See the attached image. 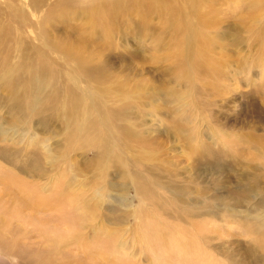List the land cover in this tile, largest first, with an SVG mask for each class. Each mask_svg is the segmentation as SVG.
Returning <instances> with one entry per match:
<instances>
[{
    "label": "rangeland",
    "instance_id": "obj_1",
    "mask_svg": "<svg viewBox=\"0 0 264 264\" xmlns=\"http://www.w3.org/2000/svg\"><path fill=\"white\" fill-rule=\"evenodd\" d=\"M46 3L48 7L50 0H47ZM89 4V0H83L80 5L78 4L79 10L77 11L79 12L76 11L74 17L77 14L82 16L80 19H76L75 24H82L88 20L80 10L81 8L85 9ZM10 6L11 9L21 7L22 10L17 13L16 20L19 18L18 27H15V22L11 23L14 26L11 28L13 34L10 33V43L6 47L9 45L17 46L24 40L33 44L36 43L50 47L36 25L39 15H43L46 9L42 6L40 11L37 12L30 5L23 4L22 6L19 0H0V35L2 34V25L9 23ZM22 11L25 12L23 17L21 15ZM157 20V17H154L153 23ZM236 21L235 17L227 19L229 23H236ZM246 23H248L246 25L254 24L253 29H246L241 25L242 23H236L237 28L239 27L240 29L229 28L224 30L221 28L218 32L205 34L214 41L211 48H208L210 49L209 53L207 52L208 58L210 57L211 60L207 63L204 62L209 68L207 71L202 68H194L195 71L192 67L184 69L176 65L174 61H171L174 66L170 62L166 61L164 63L162 60H158L161 63H154L161 54L168 56L174 51L172 48L174 47L173 41L171 42V48L161 49V47L164 48V46H161L151 52L150 42L153 40L150 37H144L142 34H140L139 43H137V35L133 32H130L129 38L122 36V38L125 37L123 41L119 36L112 38H116L113 40L115 41V45L109 51L111 54L113 53L112 57L116 59L114 60L111 57L109 60L111 62L104 64V71H107L109 79L106 83L101 84V88L104 91L92 83L91 92L95 91L101 94L99 102L105 104L102 105L103 107L99 106L102 110L103 108L107 109L110 107L114 110H122V105L128 103V116L127 114L121 116L122 120L118 121V125L126 126L129 123H134L136 129H143H138V131H143L144 134L152 133L150 136H154L153 141L159 146V148L154 149L157 157L152 161H148L150 170H146L147 162H145L146 164H142L145 167L142 165L141 167L142 170L145 169L143 170L145 174L150 172L153 176L158 177L159 181L166 187L175 184V180L190 182V180H187V176H191L197 179L200 189L207 190L206 196L208 195L216 199V196L220 195H225V197L229 198L234 197L236 193L235 185L239 182L264 185V153L259 155L258 152V148L264 150V31H259L261 27H264V17L260 20L247 19ZM25 26L26 28L24 29ZM47 27L51 26L48 25ZM59 29L62 30V27ZM215 33H218V35ZM166 40L168 41L169 39ZM6 47L0 48V51L4 52ZM131 54H139L140 60L132 59ZM146 54L149 57L155 58H151L154 62H145L143 58H145ZM120 56H126V58H120ZM22 59L29 63L32 57L28 56L26 58H19V60H9L19 64L18 62ZM191 68L192 70H190ZM62 70L68 71L63 68ZM198 71H202V74H199ZM78 76L80 77V75ZM16 85H19V83H16ZM1 86H4V84L0 80V130H2V127L10 132H6V137L0 134V177L2 175L7 176L8 170H11L28 178L29 175L26 176L25 173H22V167H18V162H16L18 158H14L12 161H10V158L8 161H4V159H7L10 153L16 154L19 150L23 151V147L27 145L22 142V135L26 134L24 140L27 136L31 135L27 129L32 118L30 116L32 107L30 99L32 95L29 96L28 94L27 96V93H20L17 95L20 100L15 101L7 88L2 89ZM84 86L85 83H82L81 88L85 89ZM118 88H120L121 93H118ZM61 96L62 100L66 97L64 94ZM84 97L88 98V106L94 107L95 100H92V95L84 94ZM52 103V100L47 101L40 108L44 111L41 121L44 124L43 128L32 122L35 127L32 128L33 131L38 133L37 142H35L37 144L35 145L41 144L39 147L40 151L35 152V157L46 161V157L49 154L58 155L60 150H74L73 157L77 160L85 161L83 154H85L87 159H91V163L88 162L89 164L85 167L89 171L84 172L85 176L82 173L76 178L75 189L73 185L70 186L74 189L76 198V200L73 198L75 212H72L71 215L73 221L69 218L65 224L76 235L74 236L75 243L73 244L74 249H72V252L81 259L84 257L85 252H89L90 259L99 260L103 264H105V261L110 263L112 259H115L113 260L115 264L116 262L117 264H179V260L175 261L171 258L167 248L161 247L160 243H152L150 248H148L138 241L144 230L149 232L157 228V225L168 229V227H164V221L171 220V218L168 217V214L163 213L162 208L151 207L150 203L148 206L145 205L139 208V195L132 186L129 185L128 191L124 195L122 192L125 193V191H117L113 189L114 186L112 188L108 186L109 184H106V187H109V189L106 191L102 190L105 193L103 197L104 202L100 200V197L94 198L90 202L88 201L92 197H98L99 194L95 191L101 188V186H105L103 182L97 179L100 175L94 169L96 154L93 152V149H90L91 147L84 149L87 147L84 146L82 149H78L80 145L78 141H74L71 144L67 141V131L63 121L59 120L55 122L57 111L60 108L56 110L52 106ZM10 105L11 108L9 109ZM58 114L60 113L58 112ZM6 117H9L8 120ZM40 117H36V119ZM171 121L180 125L179 128L186 134V137H193L194 134L198 137L195 140L187 142L183 138L176 136L174 129L169 127ZM196 129L198 132H196ZM14 132L20 136L16 137V135L13 137ZM65 143L70 145L65 146ZM195 143L201 144L209 153L217 152L216 161L214 163L211 162V166L206 164L205 160L202 162L195 160L196 155L192 152V146ZM253 143L254 145L252 146ZM45 145H48L46 147L50 148L49 152L45 151ZM121 147L120 153L121 156L124 154L122 157L125 160L126 155L128 154L129 156L131 153L125 149L126 145H121ZM254 148L257 152L253 153ZM162 151L164 156L161 155L163 154ZM80 153H82L81 156L79 155ZM251 153L255 156L253 157ZM215 163L217 164L216 168L213 166ZM48 167V173H54L52 168ZM88 167H91V169ZM50 169L52 172L49 171ZM76 171L77 168H75L74 175L75 173L79 174ZM109 173L111 176L109 175L106 178V182L120 185V183L125 184L124 182L128 181L130 184V178L117 177L119 173L114 172V168H111ZM71 177L73 175H70ZM48 179L53 180L54 178L46 174L45 177L37 179V181L40 180V184L43 183L44 186H48ZM45 189L46 187L40 193L35 192L37 199L40 197V194H49ZM157 190V192L163 193L167 200L166 210L168 211L170 194L165 189ZM258 190L259 192L257 193L253 192L254 202L262 201L261 194L264 193V189ZM119 194H121L123 202L132 200V207L129 208L126 204L123 205L122 201H117L116 197H120ZM82 197H84L85 205L88 208L92 207V209H89L91 212L88 213V208H85V205L83 207L80 201ZM125 197H127L126 201L124 200ZM5 200H7V197L2 194L0 184V240H2L1 245L4 253L3 255L0 249V264H45L44 258L47 257V254L54 246L60 248L64 242V238L72 239L71 234L70 237L69 235L65 236L60 229L59 231L56 230L55 222L57 220H54V217L53 220L50 219L48 221L47 215L40 214L38 206L43 207L45 204L42 202L43 200H35L27 208L20 207L19 205L11 207L3 206L2 204ZM201 200L204 202L203 199ZM23 202H26V200L24 199ZM218 208L219 210L215 209L218 210V218H215V227H218L217 231H219V234L218 238L212 241V246H219V251L217 253V251H213L214 249H211L212 251L209 250L216 258L215 264H238L236 263L238 259L240 263L245 261L251 263V261L257 260L255 258L259 256L256 253L257 251L254 254H252L254 251H251L250 255L246 254L245 256H236L235 254H242L244 250H250L249 245L262 244L263 239L261 238L259 243L256 244L254 242L255 238L252 239L251 237L258 235L252 231L248 233V230L242 229L241 225L238 224L239 222H232L229 218L226 219V217L222 220L221 218L225 216L226 211L222 212L224 209ZM248 208L245 207V210L248 211ZM260 208L264 210V206ZM239 210L244 209L239 207ZM201 211L204 212V210ZM139 212L140 218H138ZM27 214L31 216L30 219ZM241 214L244 215L243 212ZM24 215H27L25 216L26 220L28 221L29 219L32 225L24 219ZM204 217L200 218L203 219ZM243 221L245 222V220ZM181 222L190 228L189 223L183 220ZM57 223L59 227L63 226L65 228L64 223L59 221ZM224 224H227V226ZM204 227V232L208 233V231L206 232L207 225L201 226V232ZM252 228L257 232L260 231L255 226H252ZM186 230L192 236L199 234L196 229ZM149 235H143V239L152 240L153 237ZM225 246H227V251L230 254H234L235 258L232 260L234 262L224 257V254L221 252L225 251ZM20 248L30 249V252L32 251L35 256L28 258L26 253ZM256 249L257 247L255 246L253 250ZM202 258L205 261L195 259L190 264L212 263V260L208 257Z\"/></svg>",
    "mask_w": 264,
    "mask_h": 264
},
{
    "label": "bare ground",
    "instance_id": "obj_2",
    "mask_svg": "<svg viewBox=\"0 0 264 264\" xmlns=\"http://www.w3.org/2000/svg\"><path fill=\"white\" fill-rule=\"evenodd\" d=\"M19 1H21L22 6L23 4L30 5L33 9L37 10V12L40 11L42 6L46 9L43 15H39L36 25L38 30H40V34L50 47L36 43L33 44L25 40L17 46L9 45L6 47V45L10 43V33L13 34L11 28L14 26L11 23L15 22V27H18L19 18L16 20L17 13L22 10L21 7L11 9L10 6L8 15L9 23L2 25V34L0 35V45H2L0 48L6 47L4 52L0 51V80L5 86H1V88H7L15 101L20 100V98L17 97L20 93H27V96L28 94L29 96L32 95L30 99L32 106L30 116L32 118L27 129L29 130L28 133H31V135L27 136L25 140L26 134L22 135V142L27 144L23 147V151L19 150L16 154L10 153L8 154L9 157L4 159V161H8L10 158V161H12L14 158H18L16 161L18 162V167H22V173L29 176L25 178L17 172L8 170L9 176L7 173V176L2 175V177H0L1 192L7 197V200H5L2 205L6 207L19 205L20 207L27 208V206L33 204L35 200H43L42 202L45 203L43 207L40 205L38 206L40 214L47 215L48 221L50 219L53 220L54 217V220H57V222L64 223L65 228H63V226L59 227V224L55 222V228L57 231L60 229L65 236L69 235L70 237L71 234L72 239L69 240L64 238V242L60 248L54 246L47 254V257L44 258L45 264H103L99 260L90 259L89 252H85L82 259L72 252V249H74L73 244L75 243L74 236L76 235H74L67 224H65L67 220L71 218L72 212H75L73 198L76 200L74 194L76 178L82 173L84 175L85 171H89L85 167L91 163V159H87L85 154H83L85 161L77 160L73 157L74 150H60L58 155L49 154V156L47 155L46 157V161L35 157V152L40 151L39 147L41 144H38V146L35 145L37 144L35 142H37L38 133L33 131L32 128L34 126L32 122L41 128L44 127V124L41 123L44 111L40 108L43 103H47V101L50 100L53 101L52 106L56 110L60 108L57 111L55 122L59 120L63 121L67 131V141L70 144L74 141H78L80 143L78 149H82L84 146L88 147L84 149H89L91 147L90 149H93V152L96 154L94 158L96 162L94 169L95 171L97 170L100 175L97 179L103 182L105 186H101V188L97 189L95 192L99 194V196L92 197L90 200L88 199L89 202L99 197L100 200L104 202L105 200L103 197L105 193H103L102 190L106 191L109 187L113 188V186V189L117 191H125V193L122 192L125 195L130 185L139 195V208L145 205L148 206L150 203L151 207L158 209L162 208L163 213L168 214V217L171 218V220L164 221V227H168V229L161 228L160 225H157V228L149 232L145 230L142 231L141 236L138 238V241L142 245L150 248L152 243H160L161 247L167 248L171 258L175 261L179 260V264H190L195 259L205 261L202 257H208L212 260V263L208 264H215L216 258L209 250L212 251L211 249H214L213 251H217V253L219 251V246H212V241L217 239L219 234V231H217L218 227H215V218H218L217 211L219 210L218 207H220V209H224L222 212L226 211V214H224L225 216L221 218L222 220L225 219V217L226 219L229 218L232 222H239L238 224L241 225L242 229L245 231L248 230V233L249 231L254 232L258 236H253L251 238H255L254 242H256V244L259 243L261 238L263 239L262 244L259 243L260 245H255L257 247L256 250H253L255 246L249 245L251 248L250 250H244L242 254H235L236 256H245L246 254L250 255L251 251H254L252 254L257 251L256 253L259 255L255 257L257 260L254 259L255 261H251V263L246 261H241L243 263H240L238 259L236 263H264V234H262L264 233V210L260 208L264 206V193L261 194L260 192L262 201H253V192L257 193L259 192L258 189H264V185L239 182L235 185L236 193L234 197L229 198L227 196L225 197V195H220L216 196V199L208 195L206 196L207 190L200 189L197 179L191 176H187V180H190V182L175 180V184L167 187L164 186L159 181L158 177L153 176L148 171V173L145 174L143 171L145 169L142 170L141 167L142 164L147 162V164L145 163L147 166L146 170H150L148 161H152L157 157V153L154 149L159 148V146L154 143V136H150L152 133L144 134L143 131H138L139 128L136 129L134 123H129V125L126 126L118 125V121L122 120L121 116L128 113V103L122 105V110H114L111 107L107 109L103 108L102 110L99 106L105 104L99 102L101 94L95 91L91 92L92 83L100 90H103L101 84L106 83L109 79L107 71H104V64L111 62L109 60L113 53L111 54L109 49H113L115 45V41L113 40L116 39L112 38L119 36L123 41V38H129L130 32H133L137 35V43H139L140 34H142L144 37L147 36L153 40L150 42L151 52L161 46H164V48L161 47V49H168L173 41L175 48L172 47L174 51H172L171 54L168 56H165V54L163 56L161 54V56L156 59V62L151 60L153 57H149L146 54L145 58H143L145 62L161 63L158 60H162L164 63L168 61L172 64L174 61L176 65L184 69L192 67L193 69L202 68L207 71L209 68L204 62L207 63L211 60L210 57L208 58L209 55L207 52L210 51L208 48H211L214 41L205 34L218 32L221 28L224 30L237 28L236 23H242L241 25L246 29H253L254 24L246 25L248 24L246 20H260L264 17V0H89L90 4L85 9L81 8L80 10L83 16L88 19L82 24H75L76 19H80L82 15L77 14L75 17L74 15L76 11L79 10L78 4L80 5L83 0H50L48 7L46 3L47 0ZM21 15L23 17L25 12L22 11ZM154 17L158 19L155 23H153ZM230 17H235L237 20L236 23L227 22V19ZM48 25L51 27H47ZM60 27H62V30L59 29ZM25 28L26 26L24 29ZM237 29L240 28L238 27ZM259 31H264V27H261ZM58 34L62 36L60 35L57 37L56 35ZM215 34L218 35V33ZM122 36L125 37L122 38ZM166 39L169 40L167 41ZM106 50L109 52L107 51V53ZM28 56L32 57L29 63L24 59L19 61V64L9 60H19V58H26ZM122 57L123 56H120V58ZM123 58L125 59L126 56ZM132 59H136L137 61L138 59L140 60L139 54H133ZM172 65L174 66V64ZM62 68L68 71L65 72ZM192 68L190 70H192ZM200 73L202 74V71H200L199 74ZM78 75H80V77ZM16 83H19V85H16ZM82 83H85V89L81 88ZM118 93H121L120 88H118ZM62 94L66 96L64 100H62ZM84 94L92 95V100H95L94 107L91 108L88 106L89 101L88 98L84 97ZM10 108L11 105L9 109ZM58 112L60 114H58ZM36 117L40 118L36 119ZM8 118L9 117H6L7 120ZM169 127L174 129V134L176 136L183 138L187 142L195 140V138L198 137L196 134H194L193 137H186V134L179 128L180 125L172 123V121ZM1 129L0 134L6 137V132L8 130L2 127ZM139 130L143 129L140 128ZM9 132L10 131H8V133ZM196 132H198L197 129ZM14 136L18 137L20 135L14 132L13 137ZM70 144L65 143L64 145ZM121 145H126L125 149L129 150L131 153L129 156L128 154L126 155L127 159L125 158V160L122 157L124 154L121 156L120 153V148H122ZM253 145L254 143L252 146ZM46 146L48 145L44 146L45 151L49 152L50 148ZM192 147V152L196 155L195 160L197 162L205 160L206 164L211 166V162L214 163L216 161L217 152L209 153L207 152L208 150L206 151V148L199 143L193 144ZM254 152H257L255 148L253 153ZM258 152L260 155L264 153V150L258 148ZM253 153H251V155ZM81 154L82 153L79 155L81 156ZM161 155L164 156V153ZM252 156L254 157L255 155L253 154ZM216 165L215 163L213 166L216 168ZM47 166L52 168L54 173L49 174ZM142 166L145 167L144 165ZM75 168H77L76 172H79V174L75 173L74 175ZM88 168L91 169V167ZM111 168H114V172L119 173L117 177L120 176L124 179L130 178V184L128 181L124 182L125 184L120 183V185L106 182V178L109 175L111 176L109 173ZM49 171L52 172L51 169ZM46 174L54 178L53 180H47L48 186H44L43 183L40 184V180L37 181V179L45 177ZM70 175H73V177L70 178ZM106 184H109V187H106ZM126 184L127 186H125ZM72 185L74 189L70 187ZM44 187H46L45 190L48 191L49 194H40V197L37 199L35 192L40 193ZM157 189H165L170 194L168 211L166 210L167 200L163 193L157 192ZM25 191L26 193H24ZM119 195L120 197H116V200L118 199L117 201H122L121 203L123 205L126 204L129 208L132 207V200L123 202V200H121V194ZM23 197L26 202H23ZM201 199H203L204 202H202ZM124 200L126 201L127 197H125ZM80 201L84 207V197L80 198ZM239 207L244 210H239ZM245 207H249L247 209L248 211L245 210ZM85 208H88L87 205H85ZM90 208L92 209V207L90 206L88 208V213L91 212L89 211ZM201 210H204V212ZM241 212H243L244 215H242ZM27 215H24L25 220V216ZM204 215L206 219H204ZM30 217L31 216H29V219ZM200 217L204 218L202 219ZM138 218H140V212L138 213ZM29 219L26 221L31 224ZM71 219L73 221V218ZM182 220L189 223L190 228L182 224ZM243 220H245V222ZM202 225H207L208 228L206 232L208 231V233L204 232L205 227L202 228L201 232ZM224 225L227 226V224ZM69 226L72 227L71 225ZM252 226L259 228L260 231H255ZM186 229H196L199 234L197 236H192L187 233ZM143 235L152 236L153 239H143ZM1 244L2 240H0V249L2 250ZM224 249L226 252L221 251L224 257L232 261L233 258H235L234 254H230L227 251V246H225ZM21 250L26 253L28 258L35 256L32 251L30 252V249L26 248ZM2 254L4 255L3 250ZM113 260L115 259L110 260V263L106 261L104 263L115 264Z\"/></svg>",
    "mask_w": 264,
    "mask_h": 264
}]
</instances>
